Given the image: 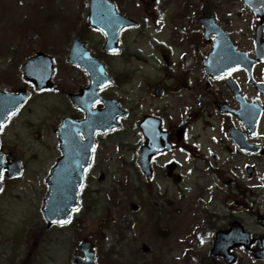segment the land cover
Instances as JSON below:
<instances>
[{
    "label": "rangeland",
    "instance_id": "374dc122",
    "mask_svg": "<svg viewBox=\"0 0 264 264\" xmlns=\"http://www.w3.org/2000/svg\"><path fill=\"white\" fill-rule=\"evenodd\" d=\"M87 1L0 0V72L4 70L7 74L6 77H0L3 89L18 86L17 48H21L19 63H23L42 49V44L52 50L50 43L58 42L57 36H73L83 25ZM116 1L121 6V13L137 20L140 25L122 35V57H103L113 78L121 73L126 76L125 79H129L121 88H113L109 93L121 99L131 114L123 121L122 130L112 137L101 138L100 142L101 149L106 153L104 157H109L108 154L113 157L105 166L106 172L113 176L109 175L101 183L87 184L83 194L84 206L76 215L79 220L77 230L73 226L47 229L46 240H40V245L32 255L35 261L31 264H70L78 254V245L74 247L73 244L85 239L92 241L98 248V264H113L112 259H118L123 264H208L205 258L217 232L227 229L232 218L241 222L255 238L261 239L264 234L260 224V216L264 215V156L253 181L239 175V185L249 190L241 197V192H236L237 185L234 182L225 187L221 182H215V177L204 176L199 179L191 175L192 166L185 162L187 156L181 153L162 158L159 164L163 169H158L157 179L147 185L135 170L130 169L136 148L143 143L138 125L144 115H165L167 128L179 122L177 118L181 99L174 97L175 89H169L161 97H155L154 92L158 87L174 83L173 80H167L169 74L164 71V67L171 64L170 72L176 74L177 64L185 57V50L180 48L181 45L177 46L179 49H175V55L165 63L163 54L166 48L162 44L167 46L170 39L173 40L172 36L178 34L187 36L190 26L199 27L184 20L176 25L169 17L161 19L159 14L162 7L154 0ZM221 8L223 11L218 13V17L222 25H227L231 36H236L239 41L242 40L239 38L241 36H255L257 22L238 0H227ZM53 10L59 11L62 17L72 18V21L65 25L62 21H55L59 14L49 16L55 20L45 24L49 28L47 33L26 25L27 22L42 23L40 20H44L46 14ZM177 11L176 4L170 6L168 16ZM229 21L232 23L229 24ZM84 33H87L86 29ZM32 36H40L50 43ZM101 36L96 32H88L87 36L98 54L102 50ZM243 42L249 43L246 39ZM187 62H191L189 57ZM64 69L69 68L60 63L55 72L56 81L65 79ZM66 75L69 80H74L71 81L74 86H77V81L84 83L79 71ZM45 97L40 99L44 101L43 105L25 109L3 133L6 144L14 146L26 171L16 182L8 183L0 197L5 221L0 242V264L24 262L29 253L30 232L45 225L42 213L47 193L45 179L58 155L57 137L53 130L59 123V114L65 108L64 101L58 96ZM168 106L171 110H167ZM220 134L209 132L202 141L219 153L218 160L222 163L226 156L220 153L211 139ZM172 160L182 165L172 171L173 165L170 168L166 166ZM245 163L242 161L237 164L241 171ZM229 172H232L231 168ZM235 173L239 174V171ZM118 181L122 184L128 181L133 190L126 189ZM216 184L219 187L215 190ZM223 189L225 193L221 194ZM116 190H119V194L115 200L109 196ZM132 204L139 207L137 212L131 209ZM205 210L209 213H205ZM206 214H216L218 217L206 221ZM118 228H123V232L117 231ZM123 234H126L124 239ZM116 245L119 248H115ZM144 246L149 248L148 252H144ZM120 251L122 255L118 254ZM235 254L241 258L238 264H264L257 262L244 249L235 250ZM200 258H204L203 263ZM221 263L218 261L216 264Z\"/></svg>",
    "mask_w": 264,
    "mask_h": 264
},
{
    "label": "flooded vegetation",
    "instance_id": "af4514ba",
    "mask_svg": "<svg viewBox=\"0 0 264 264\" xmlns=\"http://www.w3.org/2000/svg\"><path fill=\"white\" fill-rule=\"evenodd\" d=\"M172 3H174V1L169 2V4H172ZM208 3L209 1L206 0V4ZM190 33L191 34L184 40V46L187 48V51L189 53L187 54V56L191 59V62L188 63L186 61V64H185L186 70L185 72H181L179 74L178 79H179V82L183 84L185 87H187L188 81L192 84V89L190 91L191 95L189 99L190 103H195L198 100H204V101L207 100V102H209V101H212V98L210 97V95H212L211 92L213 90L214 84L211 81H209V78H208L209 76L207 75L205 71L204 61L207 59V56L212 50L213 40L216 38V36H210L209 39H207L208 41H206V43L203 42V39H202L203 36H201L200 42L197 43L199 36H194L193 31H191ZM230 37L232 38L233 41H235L234 43H235L236 49L240 52L247 53L248 58H249L248 60L245 57H241L242 68L232 75L233 80L237 82L241 97L246 101V103L252 104V105H255V104L261 105L263 102V96L259 91L255 90L252 83L250 82V76H249V72L247 69L251 64H253L252 62L256 59V51L254 49L255 41L254 39L251 38V36H241L239 37L242 39L241 41H237L235 36H230ZM244 39L246 40L250 39L248 40L250 44L244 43L243 42ZM263 67H264V64H261V63L253 64L251 78L254 82L256 83L264 82V79L262 78V74H261V70ZM223 83H224L223 85H224V90H225L224 96L220 94L219 92H216V94L219 95L221 98L227 101H230L231 106L233 108L237 110L241 109L242 105L236 102L235 95L231 93V91L227 87V79H223ZM28 87L30 89L33 88L30 84H28ZM66 89H68L66 86H62L61 88L58 89V91L61 90L63 95H67V100H68V107H67V113H66L67 117H71L77 121H81L85 119L84 113L81 110L76 109L71 103V100L68 97L70 93L65 94L64 90ZM25 90L31 92L33 89L32 90L25 89ZM104 97L110 98L108 96H104ZM102 107L103 106H98L99 109ZM204 110L205 112H203ZM204 114H208V113L204 105H201L197 111L192 112L191 116L196 121V120H202V117L204 116ZM224 118H226L227 121H230L232 124L234 125L236 124V127H238L239 130L245 135V139L249 143L256 144V145L261 144L260 135H257L256 138L252 137L251 134L245 130L244 124L242 123L240 118H236L232 115L224 116ZM188 125L189 124L186 123L184 127L187 126V128H190L191 126H188ZM196 126L197 124H195V127ZM230 128H227L228 132ZM185 130H181V131L185 132ZM259 131L261 132V128H259ZM178 136L179 137H177V140L181 141L182 140L181 138L183 137V132L178 134ZM80 138L81 140H85L83 135H80ZM169 140L173 142L174 138L172 134H170ZM228 140L230 141L229 137H228ZM2 146H3L2 148L3 153L7 152L5 146L3 144ZM224 150H225V153H231L232 161H235L236 157L240 158V155H244V154L236 153L235 152L236 150L234 151L232 148L229 149L228 147H226L224 148ZM245 156L249 157L250 162L254 165L257 164L260 158V155H257V154H246ZM193 157H194V161H198L202 159L206 160L205 157L203 158V156L200 154V151L198 149L193 150ZM96 163H99L101 165L100 155L98 152L95 153L94 159H93V164H96ZM154 171L155 169L153 170V172ZM153 175L155 174L153 173ZM90 179L93 182L96 181V176L94 172Z\"/></svg>",
    "mask_w": 264,
    "mask_h": 264
},
{
    "label": "water",
    "instance_id": "95a60500",
    "mask_svg": "<svg viewBox=\"0 0 264 264\" xmlns=\"http://www.w3.org/2000/svg\"><path fill=\"white\" fill-rule=\"evenodd\" d=\"M247 3H250V0H246ZM92 10L96 8V16L93 17V24L95 26H102L103 22L100 19L103 15H105V7H108L107 3H105L104 0H92ZM103 10V11H102ZM108 19V18H107ZM100 23V24H99ZM127 24H132L130 21L122 20L121 23L118 25L119 29L124 27ZM104 26V25H103ZM107 28L109 31V40H112V36H115L113 39V44L117 42V32H112L111 33V27L110 26H104ZM119 31V30H118ZM220 34V33H219ZM261 28L258 31V36H261ZM78 62L82 63L87 71L90 72L91 78L94 83V88L96 89L98 87L99 83H102L104 80H107L103 69L102 71L100 69L95 70L93 66H88L86 63H83V60H79ZM32 63H29V65ZM51 67L46 70L45 74V80L43 83L38 86V88H43V87H48L50 84V77H51ZM29 73V70H28ZM105 85V84H103ZM51 86V85H50ZM21 101V96H17V101L12 103V107L14 108L17 104V109L20 105ZM115 115V114H114ZM105 116L101 115L98 117L99 120L105 122ZM116 116H114V119L109 122L115 121ZM107 123V122H106ZM104 123V124H106ZM103 124V126H104ZM102 126V127H103ZM153 139L154 136H151ZM151 144V143H150ZM153 150H149V144L146 148H144L141 151V163L145 171L149 170L150 166V155L153 154ZM4 169V164L2 162V158L0 157V175L2 174V170ZM11 175H19L21 173V167L19 164V161L15 163L12 168H11ZM80 173H78L79 176ZM78 184V180L76 183L73 184H60V183H53L51 182V192L48 195L46 201H45V207H44V212L47 216V219L51 223L58 222V223H66L68 221L69 214L72 209L77 208V200H78V193L80 190V184L79 187L76 189V186ZM1 188V186H0ZM76 190V191H75ZM59 194L56 195V194ZM136 209V208H134ZM263 220V226H264V218ZM252 241L250 239V236L244 232V229L237 223L233 225L230 231L228 232H220L218 234V238L216 241V244L214 246L212 256H217L221 255L225 258V261L229 264H232L236 261L235 255L231 253V250L236 247V246H244L246 248H250L252 245ZM91 248V244L89 242H85L81 246V250L85 252L86 254V261H83L82 259H76L75 263L76 264H95V255L89 253ZM256 257L259 259H264V240H263V248L256 253Z\"/></svg>",
    "mask_w": 264,
    "mask_h": 264
},
{
    "label": "snow or ice",
    "instance_id": "6c2138e0",
    "mask_svg": "<svg viewBox=\"0 0 264 264\" xmlns=\"http://www.w3.org/2000/svg\"><path fill=\"white\" fill-rule=\"evenodd\" d=\"M230 74V73H229ZM3 179V175H0V180H2ZM0 191H3V189L2 188H0ZM78 210V209H77Z\"/></svg>",
    "mask_w": 264,
    "mask_h": 264
}]
</instances>
